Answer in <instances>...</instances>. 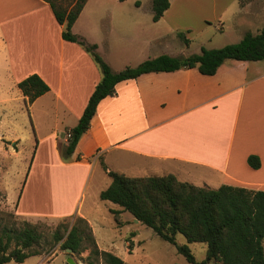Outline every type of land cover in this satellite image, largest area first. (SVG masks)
Instances as JSON below:
<instances>
[{"label": "crops", "instance_id": "obj_1", "mask_svg": "<svg viewBox=\"0 0 264 264\" xmlns=\"http://www.w3.org/2000/svg\"><path fill=\"white\" fill-rule=\"evenodd\" d=\"M153 1L88 0L73 33L97 45L105 62L120 72L164 54L191 56L180 52L181 45L169 42L182 40L180 33L189 40L187 33L205 34L216 24L224 35L232 17L239 21L237 28H244L241 40L264 27L262 2L242 6L239 0H169L170 8L155 22ZM252 23L256 32L250 30ZM63 30L43 0H0V157L20 142L17 124L21 120L10 107L13 100L26 102L18 84L36 74L50 91L30 105V118L38 132L42 122L53 124L50 136L39 139L37 151L46 144L53 148L61 165L69 168L66 185L77 183L79 197L85 196V184L100 159L107 172L133 178L171 174L200 188L228 185L264 191V60H230L214 76L183 69L119 83L116 94L100 103L70 162H62L60 146L68 143L67 135L78 125L103 78L81 45L63 39ZM183 46L189 50L191 41ZM50 139L53 143L44 144ZM250 156L259 157V169L249 165ZM4 169L0 163V175ZM30 176L31 171L15 202L18 216L27 220L49 215L82 217L97 242L88 218L80 211L74 213L76 206L65 209L63 202L44 203L42 209L30 211L25 201ZM0 192L8 204L1 179Z\"/></svg>", "mask_w": 264, "mask_h": 264}, {"label": "trees", "instance_id": "obj_2", "mask_svg": "<svg viewBox=\"0 0 264 264\" xmlns=\"http://www.w3.org/2000/svg\"><path fill=\"white\" fill-rule=\"evenodd\" d=\"M47 2L58 21L64 26L63 39L78 43L100 67L103 78L89 99L88 105L76 127L70 131V139L63 149L70 159L83 135L90 129L92 119L100 103L116 94V86L124 81L135 80L150 73L175 72L198 69L205 76H214L227 61L256 62L264 60V27L259 34L247 33L241 42L219 49L202 48L199 54L187 58L161 55L149 59L137 67H126L114 72L98 53V46L87 43L73 33L88 0H43ZM244 6L246 3L239 0ZM170 8L169 0H154V21L158 22ZM179 37L186 45L185 35ZM28 107L50 91L48 84L38 75L29 76L18 84ZM249 165L261 167L257 156H250ZM110 186L101 193L103 201L121 208L114 210L117 222L121 213L129 212L139 224L152 229L165 242L176 247L190 264H264V191L224 185L219 189L200 188L181 182L174 175L133 178L109 172ZM86 230L78 225L71 229L61 225L53 234V241L61 243L64 251L72 254L85 251L84 244L91 245L90 256L105 264H125L113 253L101 251L89 222L78 217ZM182 235L188 244L199 243L207 247L206 258L197 260L187 244H179ZM42 239L36 227L29 222L19 230L2 227L0 222V264L11 261L24 263L31 257L42 255L37 250Z\"/></svg>", "mask_w": 264, "mask_h": 264}, {"label": "rangeland", "instance_id": "obj_3", "mask_svg": "<svg viewBox=\"0 0 264 264\" xmlns=\"http://www.w3.org/2000/svg\"><path fill=\"white\" fill-rule=\"evenodd\" d=\"M242 1L245 3L252 1L264 3V0ZM238 22V19H233V17L227 21L223 30L224 35L216 24L205 34L201 32L187 33L186 36L191 41L189 50L183 46L184 42L179 38H172L169 42L181 45V48H178L181 50L180 52L185 51V55L188 53L199 54L202 48L219 49L230 44H237L242 41L240 34L244 31V28H237ZM255 28L256 26L253 24L250 30L256 32ZM172 50L164 49V51L177 54L176 51ZM11 94L13 95L11 98H15L14 93L11 92ZM10 107L21 120V122H17L20 142L17 148L12 146L14 153L11 148L8 155L2 153L1 156L3 157H0V163L5 167L1 171L0 179L2 188L7 191L9 204L6 203L5 194L0 192V222L2 227L14 230L21 229L25 222H29L42 235L41 242L37 246V250L42 255L31 257L22 264H69V258L74 259L77 264H105L90 256L91 249L89 248L91 245L88 241L84 244L85 251L75 255L69 251H64L61 243L56 244L53 241V234L60 229L61 225H67L69 229L73 225H78L86 230L85 224L80 223L75 215H67L66 217L49 215L50 217H32L28 220L17 215L15 202L24 190L30 171V181L25 194V201H27L30 211L36 212V210L42 209L44 203L53 205L63 202L65 209L76 206L74 213L77 214L80 211L88 218L96 233L98 244L108 252L114 251L119 254L125 264H190L183 255L178 253L175 246L162 240L152 229L136 223L129 212L121 214L120 221L117 222L112 211L121 208L101 199V193L111 184V178L102 159L98 161L96 171L85 184V196L82 193L79 197L77 183L72 182L66 185L64 177L69 168H64L61 165L53 148L46 144L53 143V140L44 142L46 144L44 150L37 151L39 139L44 141L53 132L52 122L50 120L42 122L38 132L30 118V108L24 100H13ZM66 145L60 146L62 162H70V159H66L63 154ZM50 214L57 213L51 211ZM122 226L124 227L122 228ZM86 234H88L87 230ZM177 241L179 244L189 245L197 260L203 261L206 258L207 247L204 244H188L182 235H178ZM7 264L21 263L11 261Z\"/></svg>", "mask_w": 264, "mask_h": 264}, {"label": "water", "instance_id": "obj_4", "mask_svg": "<svg viewBox=\"0 0 264 264\" xmlns=\"http://www.w3.org/2000/svg\"><path fill=\"white\" fill-rule=\"evenodd\" d=\"M136 222L138 223V220H136ZM69 252H71V250H69ZM72 253V252H71ZM68 263L69 264H77L75 261H74V259H72V258H69L68 259Z\"/></svg>", "mask_w": 264, "mask_h": 264}, {"label": "built area", "instance_id": "obj_5", "mask_svg": "<svg viewBox=\"0 0 264 264\" xmlns=\"http://www.w3.org/2000/svg\"><path fill=\"white\" fill-rule=\"evenodd\" d=\"M70 137H71V135L69 134V135H67V141H69V139H70ZM82 264V263H81Z\"/></svg>", "mask_w": 264, "mask_h": 264}]
</instances>
